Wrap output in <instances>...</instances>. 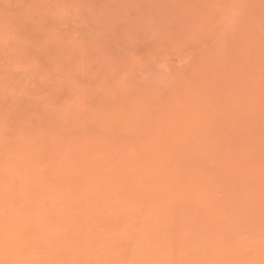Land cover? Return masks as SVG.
<instances>
[{
  "label": "bare ground",
  "instance_id": "6f19581e",
  "mask_svg": "<svg viewBox=\"0 0 264 264\" xmlns=\"http://www.w3.org/2000/svg\"><path fill=\"white\" fill-rule=\"evenodd\" d=\"M4 1L0 264H264V0ZM73 13L187 62L103 64V40L53 29Z\"/></svg>",
  "mask_w": 264,
  "mask_h": 264
},
{
  "label": "rangeland",
  "instance_id": "374dc122",
  "mask_svg": "<svg viewBox=\"0 0 264 264\" xmlns=\"http://www.w3.org/2000/svg\"><path fill=\"white\" fill-rule=\"evenodd\" d=\"M3 1V0H2ZM1 0H0V2H2ZM16 1H18L19 2V0H16ZM22 0H20V3H24L26 0H23L22 2H21ZM29 1V0H28ZM92 1H96V3H98V4H100L101 2H103V0H92ZM163 1V0H162ZM170 2V0H165L164 2ZM262 1V0H261ZM5 2V1H4ZM12 2V3H11ZM18 2H14L13 0H10V3H7V4H16V3H18ZM27 2V1H26ZM151 2H152V0H151ZM244 2V1H243ZM19 3V4H20ZM108 3H111V4H115V2H114V0H108ZM147 3V4H146ZM148 3L149 4H151L148 0H143L142 2H140V4H141V6H142V8L144 7V5H148ZM257 1H256V3L254 2H252L251 4H253V5H251L250 6V4L248 5V9L247 10H245V11H247V13H245V12H243L244 11V8H246V6L244 7V8H242V9H236L237 11H235V12H238V10L240 11V12H238V13H235V14H238L237 16H239L240 18H236L237 20L239 19V20H241L242 22L244 21V18H245V20H248L249 18L248 17H250L251 15H253V13H255L256 11H254V12H251L250 10L251 9H253V7L255 6V8L257 9V7H258V5H257ZM14 4H13V6H14ZM19 4H17V5H19ZM118 4H120V5H123V4H126L127 5V7H129V9H135V10H139V7H141V6H134V3L132 2V3H130L129 4V0H123V1H120ZM178 3H176V5H177ZM0 5H2L1 7H4V5H6V2L3 4V2L2 3H0ZM17 5H15V6H17ZM174 6L173 7V9H174V11L177 9V10H181V7L179 8V6ZM250 6V7H249ZM6 8H8V5H6L5 6ZM5 7H4V9H5ZM251 8V9H250ZM254 8V9H255ZM141 9V8H140ZM142 10V9H141ZM242 10V11H241ZM249 11V12H248ZM176 12V11H175ZM181 12V14H179V11H178V13H176L175 15V20L176 19H180L181 17H182V15H184V13L183 12H187V10H182V11H180ZM189 12V14H186V15H184L185 17H187V16H189V15H195V13L193 12V11H188ZM147 13V12H146ZM240 15H242V16H240ZM248 15V16H247ZM250 15V16H249ZM72 16V14L67 18V19H65V20H63V21H55L54 23H53V29L55 30V31H58V32H61V33H63V34H71V35H77V36H83L84 38H91V37H93V38H95L96 40L99 38V40L97 41V43L99 42H101L102 40V43L100 44V47L101 46H103V44L105 43V48H104V46L102 47L103 49H107V50H110V52H112L114 55H110V57H104V58H106V62L105 63H103V64H113L114 65V67L116 68V69H119L120 71H124V72H131V73H133V72H137L138 70L137 69H139V68H147V67H155V65H158V64H160V63H165V64H167L168 65V67L165 69L166 70V72H164L162 75H161V77L164 79V78H168L169 80H171L172 78H174L175 77V75L181 70L180 69V67H182V66H184L183 64H185L186 62H187V59H182V56L183 55H181V54H184V53H179V52H177L174 48H173V46L172 45H170V43L172 42L171 41V39H170V37L168 36H166V38H168V39H170V43H168L167 45L168 46H166V45H163V44H161L162 42L160 41V43H159V41H157V42H155L156 40H154V42H153V40H152V42H149L148 40H149V36H148V38L147 37H142V38H144L145 40L146 39H148V40H146L144 43H140L139 41H137V40H139V39H137V40H134V38H133V44L131 43V44H126V42H125V44H123V42H122V44H118V43H116L115 41H114V37L113 36H105L104 35V37H102V38H100L102 35H103V33L101 32L102 31V22H101V20L99 19V21H96V22H90V21H87V19H86V17H85V15H81V14H74L73 13V16ZM177 16H179V17H177ZM193 16H192V18H193ZM159 17V16H158ZM236 17V16H235ZM253 17H254V15L253 16H251V19H253ZM258 17V16H257ZM188 18V17H187ZM189 18H191V17H189ZM247 18V19H246ZM255 19H256V14H255ZM239 20H238V23H239ZM258 19H256V21H257ZM27 21H29V22H32L33 21V24L34 23H36V20H34V19H32V20H27ZM255 21V20H254ZM256 21H255V23H256ZM259 21H260V19H259ZM22 23V25H23V21H21ZM248 22V23H247ZM43 23H44V25L45 26H48V27H50L49 25H51L52 23L51 22H49V21H43ZM244 23V22H243ZM245 23H247V24H249V23H251L250 22V20H248V21H246ZM26 24H28V23H26ZM25 24V21H24V26L26 25ZM30 24V23H29ZM32 24V25H33ZM240 24V23H239ZM242 24V23H241ZM251 24H253V23H251ZM19 25H20V23H19ZM31 24H30V28L29 29H31V26H32ZM254 25V24H253ZM256 25V24H255ZM254 25V26H255ZM257 25H258V23H257ZM256 25V26H257ZM244 26H245V24H244ZM254 26H251L250 27V25H247V26H245V28L243 27V26H238V29H239V27H241L239 30H243V31H245V33H246V30H250V28H251V32H254V30L253 29H256L257 30V32H259L258 33V36H260L259 34H261V32H260V29H259V31H258V28H256V27H254ZM27 27V26H26ZM28 27H29V25H28ZM33 27V26H32ZM122 27V26H121ZM121 27H118L117 29L119 30V32L121 33L122 31H123V29H124V27H126V26H123L122 28L123 29H120ZM243 27V28H242ZM248 27V28H247ZM259 27V26H258ZM247 28V29H246ZM126 34H127V32L129 31V27H126ZM238 30V33H240V31ZM248 30V32H250ZM261 30H263L264 31V28H261ZM125 31V30H124ZM123 31V32H124ZM242 31V32H243ZM262 31V33L264 34V32ZM122 32V33H123ZM130 32V31H129ZM129 32H128V35H129ZM173 32V31H172ZM241 32V33H242ZM248 32H247V34H248ZM257 32H255L256 34H257ZM125 33V32H124ZM136 33V32H135ZM176 33V32H175ZM212 33V32H211ZM216 33V32H215ZM215 33H212V35L214 34L215 35ZM245 33H242V34H245ZM207 34V33H206ZM218 34V33H217ZM216 34V35H217ZM254 34V33H253ZM256 34H254V36L256 35ZM263 34H261V36L263 35ZM36 35V34H35ZM108 35V34H107ZM120 35V34H119ZM118 35V36H119ZM132 35H133V33H132ZM138 35H143V33H138L137 34V36L136 37H140V36H138ZM151 35H153L154 36V34H151ZM158 35V37L160 36L159 34H157ZM177 35V34H176ZM212 35H209L210 37H212ZM213 35V36H214ZM250 34H248L247 36H249ZM116 36V35H115ZM124 36V34H122V36L121 37H123ZM130 36H131V34H130ZM153 36H150V38H152ZM238 36H241L240 34H238ZM251 36V35H250ZM264 36V35H263ZM120 37V36H119ZM117 38V36H116V40L118 39V40H120V38ZM125 37V36H124ZM134 37H135V35H134ZM135 37V38H136ZM157 37V36H156ZM174 37H175V35H174ZM201 37L202 38H200L201 39V41L203 40V36L201 35ZM204 37H205V35H204ZM208 37V36H207ZM210 37H208V38H210ZM216 37V36H215ZM130 38H132V37H129V40L131 41V39ZM155 38V37H154ZM164 38V37H163ZM166 38H165V40L164 39H161V40H164V41H166ZM176 38V37H175ZM180 38V37H179ZM184 38V37H183ZM181 39V40H183L184 41V39ZM188 38H190V37H187V38H185L186 40H188ZM195 38V37H194ZM198 38V37H197ZM197 38L194 40L193 38H190V39H193V41H196L197 40ZM207 38V39H208ZM213 38V37H212ZM217 38V37H216ZM216 38H213L214 39V42H217L215 39ZM220 38V37H219ZM244 37H241V39H243ZM250 38V37H249ZM252 38V37H251ZM122 40H124V38H121ZM127 38L125 37V40H126ZM159 39V38H158ZM213 39H211L212 41H213ZM244 39H246V37L244 38ZM117 40V41H118ZM141 40V39H140ZM172 40H173V38H172ZM198 40H199V38H198ZM198 40L196 41L197 43H199L198 42ZM211 40H206V39H204V41H203V43H202V45L201 46H203L204 47V43H206L207 41L208 42H210ZM134 41H137V42H139L137 45H135L137 42H135V44H134ZM141 41H143V40H141ZM192 40H191V46H193V44H195V42L194 43H192L193 42ZM200 41V40H199ZM206 41V42H205ZM222 40L221 39H219V42H221ZM226 41H229L228 39L227 40H225V42ZM121 42V41H120ZM187 42H189V40L187 41ZM218 42V43H219ZM223 42V41H222ZM225 42H223L224 44H226ZM230 42L231 41H229V47L231 48V44H230ZM167 43V42H166ZM201 43V42H200ZM199 43V44H200ZM211 43V42H210ZM213 43V42H212ZM218 43H216L217 44V46H218ZM187 44H189V43H187ZM199 44H198V47H199ZM209 43H207L206 45H205V47L208 45ZM214 45H215V43H213ZM213 44H211V45H213ZM220 44H222V43H220ZM219 44V45H220ZM197 45V44H196ZM210 44L208 45V46H211ZM223 45V44H222ZM227 45V44H226ZM201 46H200V48H197V47H195V46H193V47H195V49H201ZM224 46V45H223ZM228 47V46H227ZM191 47H189V45H188V49H190ZM229 48V49H230ZM193 49V48H192ZM224 49H225V47H224ZM228 49V48H227ZM227 49L225 50V51H227ZM228 49V50H229ZM198 51V50H197ZM190 52H192V50L190 51ZM195 52H196V50H195ZM185 55V54H184ZM200 56H201V54H199ZM198 56V55H197ZM206 56V55H205ZM226 58H227V56L226 55H224ZM203 57H204V55H203ZM206 57H208V56H206ZM205 57V58H206ZM189 58V57H188ZM200 58V57H199ZM225 58V59H226ZM197 59V58H196ZM85 60H88V63L90 62L91 64H95V62H96V60H97V57H92V58H90V59H85ZM198 61H199V59H197ZM200 60H202L201 58H200ZM200 62V61H199ZM89 63V64H90ZM136 67H138L137 69H136ZM61 91H63V92H65L63 89L61 90Z\"/></svg>",
  "mask_w": 264,
  "mask_h": 264
}]
</instances>
